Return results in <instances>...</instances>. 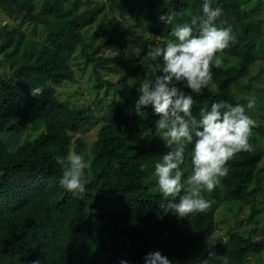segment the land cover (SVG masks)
Segmentation results:
<instances>
[{
	"label": "trees",
	"instance_id": "16d2710c",
	"mask_svg": "<svg viewBox=\"0 0 264 264\" xmlns=\"http://www.w3.org/2000/svg\"><path fill=\"white\" fill-rule=\"evenodd\" d=\"M110 1L124 5L131 16L128 21H138L146 30L147 21L149 34L159 37L162 47L174 39L173 28L202 14L204 3L167 0L160 15L170 12L174 19L166 25L156 16L157 0ZM83 2L44 0L38 8L34 0H0V9L13 21L0 30V56L11 55L14 68L12 79L0 78V264H119L121 259L145 264V255L155 251L169 257L172 264H258L259 260L251 263L248 258L253 254L254 259H260L264 238L254 237L253 229L246 234L234 227L228 239L212 240L211 246L209 242L217 230L220 205L239 202L242 206L259 191L254 181L264 171L260 165L264 150L251 144L264 137V125L255 121L249 137L251 151L237 153L227 162L228 174L220 178L215 189L207 194L202 191L209 202L205 212L183 218L172 211L165 213L160 207L163 198L154 165L170 149L153 135L158 119L153 107L147 106L140 116L135 112L136 88L145 78L139 63L149 48L139 57H105L103 50L126 38V32L120 29L119 21L110 20L87 42L84 31L104 17L107 3L96 2L80 11ZM211 2L214 8L222 9L217 25L231 28L233 36L217 56L226 55L237 62L229 67L213 66L214 89L189 93L193 95L194 116L201 108L220 101L246 106L251 98H239L234 87L240 86L252 66L264 57V17L247 10L242 0ZM25 23L44 25L46 40L24 47L20 25ZM79 46L86 66L95 64L97 88L103 84L98 67L116 63L140 71L136 84L128 76L110 83L119 92V103L111 104L101 117L95 107H74L56 91L57 85L75 79L72 61ZM34 86L43 89L41 96L31 95ZM35 123L44 124L46 130L18 142ZM100 123L91 149L84 138L76 139L74 151L90 161L81 199L80 194L61 186L62 168L54 157L72 150L73 134ZM145 135L151 136L150 142H145ZM191 147L181 165L185 175L191 173ZM252 208L251 220L262 210L256 204Z\"/></svg>",
	"mask_w": 264,
	"mask_h": 264
},
{
	"label": "clouds",
	"instance_id": "9594fccd",
	"mask_svg": "<svg viewBox=\"0 0 264 264\" xmlns=\"http://www.w3.org/2000/svg\"><path fill=\"white\" fill-rule=\"evenodd\" d=\"M221 15V8H214L211 0H204L201 15L173 28L174 39L168 40L164 47L150 46L148 61L142 63L145 78L136 88V114L140 116L147 106L153 107L158 117L153 135L163 139L170 149L154 165V176L163 198L160 207L179 218L205 212L209 202L202 191L215 189L220 178L228 174L227 162L237 153L251 151L249 137L255 121L246 114V108L255 106V98L249 99L246 106L220 101L210 108H201L198 116L192 112L193 95L189 93L198 95L209 86L213 66L220 68L223 64L217 53H222L233 39L231 28L217 25ZM173 19L174 14L170 12L159 16L166 25L172 24ZM140 51L139 47L133 49L136 57ZM42 94L41 87H32L33 97ZM189 145L192 146L191 173L182 180L181 165ZM54 159L62 168L61 186L80 194L82 199L85 170L90 168V161L74 150ZM145 168L141 166V170ZM144 261L145 264H172L159 251L147 253ZM119 264H129V261L121 259Z\"/></svg>",
	"mask_w": 264,
	"mask_h": 264
},
{
	"label": "rangeland",
	"instance_id": "374dc122",
	"mask_svg": "<svg viewBox=\"0 0 264 264\" xmlns=\"http://www.w3.org/2000/svg\"><path fill=\"white\" fill-rule=\"evenodd\" d=\"M38 8L44 0H34ZM80 5V11H83L89 7H92L94 3L105 1L107 3V9L104 17L102 16L96 23L90 28L84 31L85 39L87 42H91L94 34L98 32L102 25H109L110 20H117L120 22V29L126 32V38H120L118 43L109 49L103 50V55L107 58H114L116 56L122 57H134L133 49L139 47L141 51L145 48L151 47H162V41L159 37H153L149 34V24L145 21V27L140 22H130L127 18L131 19L128 14L127 8L120 3H113L110 0H91L93 3H88L87 0ZM167 0H157L156 16L159 17L161 9L164 8ZM245 8L251 9L252 13L257 16L264 17V0H242ZM68 6V3H66ZM256 10H254V9ZM132 21V20H131ZM149 21V20H148ZM9 22H13L9 19L6 14L0 9V30L6 26ZM15 24V22L13 23ZM20 30L24 34L23 46L30 48L32 45L35 46L46 40L47 29L44 25H35L32 23H25L20 25ZM3 31V29H2ZM168 41V40H167ZM165 41V44L166 42ZM12 51V50H11ZM10 51V52H11ZM140 51V52H141ZM21 54V52L19 53ZM17 57V56H16ZM222 59L223 65L226 67L232 66L237 62L235 58H229L226 55H218ZM13 57L8 54L0 56V78L10 80L13 78L14 68L11 64ZM148 60V56L144 58L139 64ZM72 67L75 72V79L72 81H66L61 85L56 86V91L61 100L68 102L70 105L78 108L84 107H95V111L98 117L105 114L111 104L119 103V92H117L110 83H115L120 78L128 76L130 82L136 84L137 77L140 73L139 69H125L119 64L113 63L107 66L98 67L97 70L101 76L103 84L100 88L96 87L97 84V73L95 72V64L92 63L88 66L85 64V59L81 56V46L77 48L75 56L73 57ZM209 88L214 89V85L210 82ZM234 91L237 93L239 98L249 97L255 98V106L249 110V116L256 122H260L264 125V57L260 58L251 68L250 74L246 76L240 86H235ZM248 112V111H247ZM101 123L97 126L87 127L89 129L83 130L80 133L72 135L73 144L71 149L74 150L76 139L84 138L91 149L92 144L97 138L98 131L101 127ZM46 128L42 123H35L29 126V130L24 134L18 142H21L27 138L28 135L31 137L38 136L41 132L45 131ZM151 141V136L145 135V142ZM253 147L258 146L264 150V137L260 136V140L257 144H251ZM16 143L12 145L15 147ZM260 165L264 167V158ZM189 174L182 177V180H186ZM254 185L259 186V191L255 197H252L245 201L242 206L239 202L236 203H223L220 205L216 213L217 227L213 238L209 242V246L212 244V240L215 242L219 240H226L229 237V230L237 227L242 232L248 234L253 229L256 231L253 234L254 237L264 238V171H261L259 175L255 177ZM206 194L208 193L205 191ZM207 197V196H206ZM253 204L259 206L262 209L255 213V218L250 219V215L254 213ZM156 215L154 211L151 213ZM260 259H254V255L250 254L248 261L251 263L259 260L258 264H264V251L262 256H258Z\"/></svg>",
	"mask_w": 264,
	"mask_h": 264
}]
</instances>
